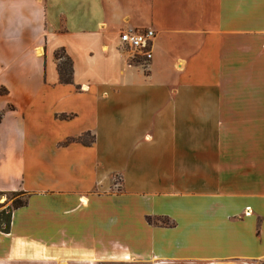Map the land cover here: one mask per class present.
<instances>
[{
    "label": "crops",
    "instance_id": "obj_1",
    "mask_svg": "<svg viewBox=\"0 0 264 264\" xmlns=\"http://www.w3.org/2000/svg\"><path fill=\"white\" fill-rule=\"evenodd\" d=\"M1 87L0 264H264V0H0Z\"/></svg>",
    "mask_w": 264,
    "mask_h": 264
},
{
    "label": "trees",
    "instance_id": "obj_2",
    "mask_svg": "<svg viewBox=\"0 0 264 264\" xmlns=\"http://www.w3.org/2000/svg\"><path fill=\"white\" fill-rule=\"evenodd\" d=\"M61 52V53H59ZM55 58L60 60L64 58V62L59 61V65L57 66L59 81L61 83H70L72 79V65L71 60L67 55H65L63 49H58L54 53ZM79 139V138H78ZM91 140V139H90ZM11 194V205L8 209L3 211L0 214V230L3 232H7L9 230V222H10V211L12 209H16L19 207H22L27 202V194L24 191H15V192H9ZM5 194V192L0 191V200L2 196ZM23 196V198H19L18 196ZM2 203L0 202V206ZM154 220V219H153ZM147 221L149 223H155L152 221L151 218L147 217ZM163 223V222H162Z\"/></svg>",
    "mask_w": 264,
    "mask_h": 264
},
{
    "label": "built area",
    "instance_id": "obj_3",
    "mask_svg": "<svg viewBox=\"0 0 264 264\" xmlns=\"http://www.w3.org/2000/svg\"><path fill=\"white\" fill-rule=\"evenodd\" d=\"M153 38L154 32L150 28L123 30L118 34V45L132 56L139 54L150 59Z\"/></svg>",
    "mask_w": 264,
    "mask_h": 264
},
{
    "label": "rangeland",
    "instance_id": "obj_4",
    "mask_svg": "<svg viewBox=\"0 0 264 264\" xmlns=\"http://www.w3.org/2000/svg\"><path fill=\"white\" fill-rule=\"evenodd\" d=\"M123 31V30H122ZM119 34V33H118ZM59 53H61V52H59ZM135 56H139V54H137V55H135ZM134 56V57H135ZM60 61V60H59ZM64 62L65 60H64V58L63 59H61V61L60 62ZM59 65V62H58V64H57V66ZM3 92V88L1 87L0 88V94ZM0 114H1V112H0ZM83 141H87V140H90L91 139V136H88V135H85L83 138ZM120 179H121V175L118 173V174H116L115 175V177H114V181H115V193H117V192H119V188H120V184H118L119 183V181H120ZM19 198H23V196L21 195H19L18 196ZM11 194L10 193H5L3 196H2V198H1V200H0V202L2 203L1 205L2 206H0V214L3 212V211H5L6 209H8L9 207H10V205H11ZM149 218H151V217H149ZM152 219V221H154L156 224H161V225H170L171 223H170V221L167 219V218H164V217H154V218H151ZM154 219V220H153ZM163 222V223H162ZM99 264H147V263H123V262H112V263H99Z\"/></svg>",
    "mask_w": 264,
    "mask_h": 264
}]
</instances>
